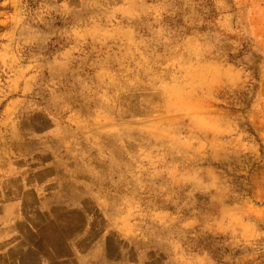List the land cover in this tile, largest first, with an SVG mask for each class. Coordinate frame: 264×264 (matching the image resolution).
<instances>
[{"label": "rangeland", "instance_id": "1", "mask_svg": "<svg viewBox=\"0 0 264 264\" xmlns=\"http://www.w3.org/2000/svg\"><path fill=\"white\" fill-rule=\"evenodd\" d=\"M19 82L37 264H264V0H0Z\"/></svg>", "mask_w": 264, "mask_h": 264}, {"label": "crops", "instance_id": "2", "mask_svg": "<svg viewBox=\"0 0 264 264\" xmlns=\"http://www.w3.org/2000/svg\"><path fill=\"white\" fill-rule=\"evenodd\" d=\"M25 85V82H19L15 88L17 90L19 88L18 92L14 91L15 95H11L6 101L7 103L0 98V214L3 215L21 214V209L11 212L5 204V200H16L17 198L19 203L17 202L15 205L19 206L20 204L21 207V202L31 198L33 193L35 197L38 190V185L32 180V176H35L37 172L35 168L37 165L33 169L29 166L32 165L33 157L37 159L39 156L37 151H33V153L26 151L32 142L37 141L36 138L32 141L30 137H22L21 126L17 123V118L21 113L19 106L24 103L21 93L25 90ZM40 153L43 154L44 152L40 151ZM23 203L25 211L27 203ZM22 227H24L22 223L13 225L0 223V264H22L23 261L27 264H37L40 260L47 263V253L46 258H44V256L39 255L37 246L35 248L31 243L28 244V242L23 241L21 237ZM25 227L31 228V226L30 228L29 226ZM7 230L19 233L17 236L15 235L16 237L7 239L3 236Z\"/></svg>", "mask_w": 264, "mask_h": 264}]
</instances>
